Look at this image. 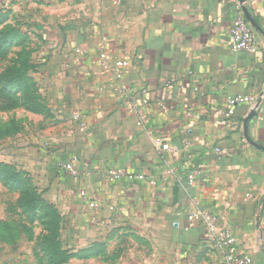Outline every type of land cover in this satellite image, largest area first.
<instances>
[{"label": "crops", "instance_id": "obj_1", "mask_svg": "<svg viewBox=\"0 0 264 264\" xmlns=\"http://www.w3.org/2000/svg\"><path fill=\"white\" fill-rule=\"evenodd\" d=\"M38 2L50 7L38 9L46 22L37 27L52 44L53 84L70 114L86 115L91 135L85 141L77 133L54 152L59 191L80 211V259L225 264L202 225L188 223V212L199 206L219 214L253 263L264 264V109L239 104L224 116L227 95H264V0ZM238 16L256 33L254 54L230 50L229 28ZM101 50L129 61L125 81L146 88L149 105L125 103L112 75L98 66ZM159 102L169 107L160 109ZM183 140L191 143L188 151ZM73 153L78 175L70 177L60 164ZM183 164L202 170L194 186ZM111 169L143 174L154 184L111 179ZM77 189L98 210H89Z\"/></svg>", "mask_w": 264, "mask_h": 264}, {"label": "rangeland", "instance_id": "obj_2", "mask_svg": "<svg viewBox=\"0 0 264 264\" xmlns=\"http://www.w3.org/2000/svg\"><path fill=\"white\" fill-rule=\"evenodd\" d=\"M46 6L38 0L0 1V28L8 24L17 31L5 44L0 40V74L11 68L20 75L18 84L8 82L0 93V172L19 173L16 179L0 176V264H51L45 246L52 237L72 254L65 264H95L80 259V211L59 191L54 152L77 132L53 84L58 73L49 56L52 44L37 27L45 25L40 10ZM34 197L41 203L31 210L24 204Z\"/></svg>", "mask_w": 264, "mask_h": 264}, {"label": "built area", "instance_id": "obj_3", "mask_svg": "<svg viewBox=\"0 0 264 264\" xmlns=\"http://www.w3.org/2000/svg\"><path fill=\"white\" fill-rule=\"evenodd\" d=\"M229 46L230 50L233 52L244 51L251 54L256 53L259 49L256 33L242 16H238L230 25ZM97 61L102 72L112 75L113 80L117 83V89L124 96L126 104L131 105L136 101L144 106L149 105L146 88L127 85L125 73L129 66V61L125 57L114 58L107 50H101L97 55ZM167 84H169V82H166V85ZM239 104H247L252 111L260 113L264 109V95L250 93L227 95L225 97L226 108L224 116L229 118L233 114L235 107ZM168 107L169 105L166 103L159 102L160 109H166ZM72 123L81 140L86 141L90 138L91 135L84 113L80 111L74 112L72 115ZM190 145L191 143L189 140H183L182 151H188ZM165 150H170V148L165 146ZM215 151L218 152L219 149L215 148ZM77 162L78 156L73 153L60 164V167L65 174L77 176L78 171L75 167ZM181 168L183 169L187 183L190 186H194L198 178L202 175V170L197 165L187 167V165L183 164ZM109 174L111 179L114 180L125 176L139 181L147 180L150 184H154V181L145 175L134 174L127 170L111 169ZM78 194L80 201L85 204L89 210H98L99 205L97 201L86 190L81 189ZM108 210L111 212V216L114 217V206L110 205ZM91 214L90 216H92ZM187 220L189 225L197 223L202 225L205 233L211 237L215 244L223 251L225 264H254L252 256L239 247L231 229L224 223L223 218L219 214L196 206L188 212Z\"/></svg>", "mask_w": 264, "mask_h": 264}, {"label": "trees", "instance_id": "obj_4", "mask_svg": "<svg viewBox=\"0 0 264 264\" xmlns=\"http://www.w3.org/2000/svg\"><path fill=\"white\" fill-rule=\"evenodd\" d=\"M2 23V21H0ZM16 29L11 28L8 24H5L1 26L0 28V40L2 43L5 44V41L7 39H12L14 34H16ZM20 75L14 72V69H4L3 72L0 74V93H5V85L7 83H14L18 84V81ZM24 97H29V100L32 99L33 95H24ZM4 176L5 179H16L18 178L19 173L18 172H13V173H8V172H0V176ZM41 201L39 200L38 197H34L31 199L29 202H25V206L29 209H35L39 207V204ZM45 253L47 256L50 258V263L51 264H65L68 260V258L72 255L67 251V249H64L63 245H61L59 242L54 240V237L51 239H46V246H45ZM55 258V260H54Z\"/></svg>", "mask_w": 264, "mask_h": 264}]
</instances>
